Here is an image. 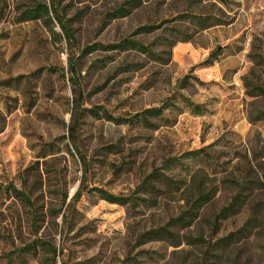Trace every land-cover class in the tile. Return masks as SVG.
<instances>
[{
	"label": "rangeland",
	"instance_id": "1",
	"mask_svg": "<svg viewBox=\"0 0 264 264\" xmlns=\"http://www.w3.org/2000/svg\"><path fill=\"white\" fill-rule=\"evenodd\" d=\"M129 1L127 16L103 23L104 13L122 0H63L73 36L69 45L53 18L50 24L15 21L31 0H0V184L19 187L18 171L55 150L46 158L49 178L36 198L42 211H59L55 217L45 213L31 234L25 210L0 192V264H264V119L253 120L264 111V98L248 97L242 84L246 78L264 87V0ZM194 16L216 25L201 29ZM146 25L156 29L140 31ZM123 39L146 46L152 55L97 47ZM87 46L93 51L77 60L72 81L82 92V108L99 117L81 118L72 145L61 139L69 122L68 62L76 48ZM216 48L213 63L198 66ZM184 76L188 83L182 87ZM152 107L163 108L153 129L102 117L103 111L124 118ZM207 146L210 162L183 157ZM174 159L179 162L170 164ZM199 166L220 182L219 190L190 226L174 229L179 243L138 239L180 205L177 193L166 194L162 187L155 203L147 200L148 194L137 191L143 177L157 168L184 178ZM244 175L259 179L246 183L244 211L214 227V214L235 192L233 181ZM78 186L84 192L72 204ZM93 188L127 199L111 203ZM248 212L257 221L247 237L212 246ZM182 235L204 241L185 244ZM34 237L40 241L35 254L22 250Z\"/></svg>",
	"mask_w": 264,
	"mask_h": 264
},
{
	"label": "trees",
	"instance_id": "2",
	"mask_svg": "<svg viewBox=\"0 0 264 264\" xmlns=\"http://www.w3.org/2000/svg\"><path fill=\"white\" fill-rule=\"evenodd\" d=\"M77 2L83 1H93V0H76ZM217 2L223 3L224 0H215ZM63 0H46V1H37L31 0L29 5L25 7L19 15L16 17L15 21L17 23L27 22V21H37L40 20L44 23H51V18L58 24L60 34L63 36L67 44H71L73 41V36L71 31L69 30V23L70 19H66L63 12L61 3ZM130 3L129 0H122V2L115 8L106 11L103 15L102 21L105 23L106 21L109 22L111 20H116L119 18H123L127 16L130 12ZM2 12L0 9V20L2 19ZM197 19L198 16L192 17ZM197 24L201 29H206L212 27L216 24L214 22H208L205 18H198ZM156 29L154 25H146L140 28V31L148 33ZM94 47V46H93ZM93 47H84L83 49L76 48V55L69 58L68 62V72L71 76V98L67 102L68 111H69V122L66 126V136L62 137V140L66 138L69 139L72 145H74V138L76 137L78 126L81 121V118L88 115L91 117H99L98 113L94 109H85L82 108V92L78 89V87L74 86L75 82L72 81V76L75 73V66L77 60L81 58L84 54L90 53L93 51ZM100 50L110 51V50H118V51H125L126 49H134L139 52H143L147 55H152L151 50L146 46H142L139 43L132 42L128 39H123L119 43L115 44H107V45H97ZM216 48L214 52H211L208 57L198 64V66H210L213 61L216 59ZM256 58V57H255ZM251 57V63H255L256 65L259 63L260 60ZM62 74V71L60 72ZM194 81L198 80L196 78H192ZM187 78L184 76L180 80V84L184 87L187 84ZM243 87L245 88L244 93L248 97L254 98H264V87H262L257 80L251 81L248 79H243ZM198 107V106H195ZM199 108V107H198ZM196 108V109H198ZM163 108L162 107H152L146 108L139 113L133 114L128 117H113L106 111L102 112V117L111 121L115 124H138L143 128H155L154 121L159 120L162 114ZM254 121L264 119V111L258 112L254 116ZM2 119L3 121V117ZM3 127L0 124V133L2 132ZM52 147V144L49 145ZM74 147V146H73ZM209 146L198 149L194 151L187 152L184 154L183 157L185 158H197L200 157L206 162H210V156L206 152V148ZM75 152L77 153L78 159L84 163V157L82 154L78 152V150L74 147ZM55 150H48V152H43L32 162L31 164L27 165L26 167L20 169L17 173L19 187H17L12 182H7L3 185L0 184V192H4L8 194L9 197H12L14 201H17L18 204L25 210V213L28 217L29 222V232L31 234H36L39 228L40 222L43 221L45 217V213L48 216H56L59 211L55 208H47V211H42V204L37 202L36 193L38 189L41 188L44 179L48 180V171L47 165L48 160L46 158L54 154ZM51 158V157H50ZM258 158L253 155V159ZM42 159L41 162L44 165L43 169L40 170L38 167V161ZM177 162V159H174L170 162ZM169 162V161H168ZM179 162V161H178ZM45 174V175H44ZM232 181V180H231ZM259 182V179H249L246 175L241 176L239 181H233L235 185V192L231 196L229 202L221 207V209L214 214L212 225L214 227L224 218L229 216L236 215L244 210L246 205L244 203L242 194L244 189H246V183L249 185H253L254 183ZM46 185V184H45ZM220 182L215 180V177L210 175L206 169L203 167H196L190 172H188L187 177L181 178H172L164 173H162L159 169L153 168L148 174H146L143 179L137 185V191L141 192L142 194H148L147 200H151L150 202L155 203L157 192H160L161 187L164 189V192L167 193H177V199L180 200V205L178 212L170 216L167 221L159 226L149 228L142 233H140L138 239H143L144 241L150 240H165L171 244L179 243V235L175 232L174 229H181L190 226L194 220L197 218L200 209L209 203L212 198L215 196L216 192L219 190ZM38 188V189H37ZM99 193V198L104 199L111 203H118L122 204L127 199L126 197L114 195L104 191L103 189L93 188ZM81 192H84L82 188L78 186L75 192L70 197V202L74 204L79 197L81 196ZM40 193V192H38ZM62 201L65 199V195L62 194ZM142 201H146L145 197H141ZM249 216L243 221V223L233 231L228 232L225 235H222L215 239L212 243V246H226L231 241H237L241 238H245L248 236L250 229L253 226V223L257 221L254 219V213L248 212ZM182 241L185 244H198L204 239L199 237H193L190 235H182ZM39 241L37 237H34L27 243H23L21 249L27 250L28 252H32V254L36 252V242ZM40 242V241H39ZM40 245V244H39ZM49 248H51L52 255H54V248L46 244ZM202 264V263H201Z\"/></svg>",
	"mask_w": 264,
	"mask_h": 264
}]
</instances>
